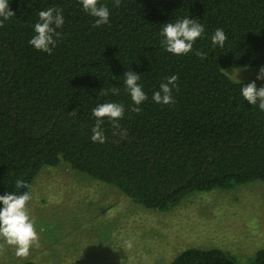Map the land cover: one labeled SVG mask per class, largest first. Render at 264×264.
Returning a JSON list of instances; mask_svg holds the SVG:
<instances>
[{"label":"trees","instance_id":"obj_1","mask_svg":"<svg viewBox=\"0 0 264 264\" xmlns=\"http://www.w3.org/2000/svg\"><path fill=\"white\" fill-rule=\"evenodd\" d=\"M99 3L110 16L93 27L95 18L78 0H8L15 16L0 28V195L28 191L15 181L30 186L43 166L59 163L161 212L192 192L264 183V111L240 94L253 81L223 72L264 64V0ZM50 7L62 8L64 17L51 55L28 43L38 12ZM183 18L196 19L205 31L191 52L177 56L164 50L160 33ZM217 28L227 35L223 48L211 42ZM197 49L206 59L195 55ZM127 71L140 75L148 97L139 114L129 110ZM172 75L178 76L175 104L155 103L153 92ZM112 86L119 95H101ZM106 102L123 104L124 116L119 129L104 119L106 140L94 143L92 109ZM167 264L237 260L219 248L189 247ZM248 264H264V247Z\"/></svg>","mask_w":264,"mask_h":264},{"label":"rangeland","instance_id":"obj_2","mask_svg":"<svg viewBox=\"0 0 264 264\" xmlns=\"http://www.w3.org/2000/svg\"><path fill=\"white\" fill-rule=\"evenodd\" d=\"M257 67H226L234 81L257 80ZM28 192L40 247L26 258L5 245L0 264H167L182 250L219 248L248 264L264 247V183L196 191L166 211L146 209L122 192L72 170L43 166ZM126 241L132 247H126ZM3 243V241H0Z\"/></svg>","mask_w":264,"mask_h":264},{"label":"clouds","instance_id":"obj_3","mask_svg":"<svg viewBox=\"0 0 264 264\" xmlns=\"http://www.w3.org/2000/svg\"><path fill=\"white\" fill-rule=\"evenodd\" d=\"M82 5L83 11L95 18L93 27L106 24L109 20L110 12L105 4H100L99 0H78ZM121 0H113V6L119 7ZM62 8L50 7L47 10L39 11V20L34 24L35 35L28 43L36 50L45 52L51 55L53 48L57 44L58 39H62V35L57 29H60L64 24ZM15 13L9 9L8 0H0V28L4 27L5 21H8ZM205 27L197 22L196 19L183 18L175 23H166L161 30L160 35L163 37L161 45L168 53L181 56L188 54L193 50L195 41L202 37ZM227 35L224 30L217 28L211 37L212 45L224 47ZM195 55L201 60L206 59V53L199 49L195 51ZM124 87L130 95L134 106L129 110L132 113L139 114L142 109L139 107L145 102L148 97L143 91L141 84L138 83L140 75L127 71L124 73ZM257 80H264V67L259 69L256 76ZM177 75H172L166 78V83L159 85V90L153 92L152 100L161 105H174L175 100L172 96L173 89H177ZM119 95L120 88L112 86L111 88L101 90V95L107 96ZM241 96L250 105H258L261 111H264V86L259 89L255 81L249 82L241 89ZM125 106L121 103L106 102L97 105L92 109V115L95 117V125L91 129V140L94 143L103 144L106 140L104 130L101 127L104 119H107L113 128L119 129V121L123 118ZM123 135V133H121ZM17 189H27L29 185L21 180L15 181ZM32 196L28 191L22 194L6 193L0 195V252L4 250L5 245L15 247L16 255L21 258H26L32 247L39 248V234L35 230L34 221L30 218L28 203ZM126 247L131 248L132 242L126 241Z\"/></svg>","mask_w":264,"mask_h":264}]
</instances>
